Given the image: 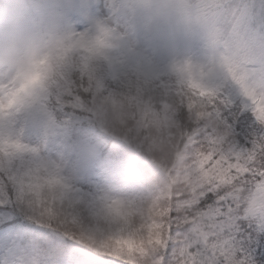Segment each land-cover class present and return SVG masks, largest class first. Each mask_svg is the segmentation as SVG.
<instances>
[{"label":"snow or ice","instance_id":"1","mask_svg":"<svg viewBox=\"0 0 264 264\" xmlns=\"http://www.w3.org/2000/svg\"><path fill=\"white\" fill-rule=\"evenodd\" d=\"M217 8L246 42L214 44L207 68L173 64L176 80L142 59L129 65L104 57L99 66L88 60L70 66L51 89L0 86V264H11L15 249L29 246L62 248L59 264H264V0H222ZM73 19L82 22L75 4ZM95 30L114 31L106 20ZM88 36L84 30L66 34L73 44ZM25 96H36L41 110L64 113L67 120L86 115L96 121L118 101L127 129L161 153L153 161L167 177L163 202H156L161 237L144 256L115 251L137 238L132 227L78 244L47 226L56 201L37 196L34 177L44 166L59 173V166L13 131L12 112ZM145 102L154 107L155 121H165L158 134L137 119Z\"/></svg>","mask_w":264,"mask_h":264},{"label":"rangeland","instance_id":"2","mask_svg":"<svg viewBox=\"0 0 264 264\" xmlns=\"http://www.w3.org/2000/svg\"><path fill=\"white\" fill-rule=\"evenodd\" d=\"M208 1L201 0V5L197 7L190 5L187 0H177L184 5L190 29L166 27L149 33L142 28L129 31L127 24L121 23L122 17L115 15L111 8V4L119 3L121 0H77L75 6L82 22L78 19H70L69 30H84L91 33L95 30L98 20H106L110 26L122 28L125 36L124 46L117 50L116 56L109 57L112 62L123 60L120 58L121 54L128 51L134 61L142 59L156 68L169 62L182 64L185 61L207 68L213 62L214 44L234 39L242 47L247 38L242 31L236 33L237 38L233 36L235 31H238L237 24L232 33L231 30L226 33L221 29L219 15L201 8L202 5H210ZM193 26L196 29H191ZM81 50V47L76 48L77 52ZM77 60L82 61L83 57H78ZM93 63L99 66L104 62L93 61ZM76 65L79 64L73 61L72 66ZM2 99L7 101L6 92ZM11 123L17 136L26 143L38 147L41 157L59 166V173L55 168L50 169L47 166L37 172L33 185L37 195L52 192L58 199L70 203L75 209L74 213L87 218L86 233L91 239L90 243L99 242L113 232L134 228L137 238L121 244L115 251L129 258L146 254L147 243L145 238L141 237V234L147 233L143 227L145 210L136 214L139 212L138 209H132L127 205L129 194L127 190L137 179V174L130 165L124 166L122 175H109L100 169L97 173L99 184L97 189L87 187L88 191L84 190L82 188L84 184L76 181V167L79 165L73 160L74 149L72 146L65 147L64 143L59 142L50 116L40 109V101L36 96L24 97V104L13 110ZM92 167H80V170L87 171ZM116 201H122L128 209L121 213L120 217L115 216L111 211L117 206ZM154 226L153 222L147 225L151 231L155 229ZM13 259L11 264H28L21 258ZM133 263L136 264V261Z\"/></svg>","mask_w":264,"mask_h":264},{"label":"clouds","instance_id":"3","mask_svg":"<svg viewBox=\"0 0 264 264\" xmlns=\"http://www.w3.org/2000/svg\"><path fill=\"white\" fill-rule=\"evenodd\" d=\"M76 2L0 0V86L5 90H33L41 85L51 89L73 61L80 64L84 60L103 61L104 57L116 56L125 44L122 28L109 25L114 31L107 35L94 30L82 43L73 44L66 38ZM111 8L115 15L122 17L121 23H126L129 31L190 29L184 5L177 0H121L111 4ZM77 47L82 50L77 52ZM78 57L83 60L78 61ZM120 58L129 65L134 62L128 51ZM33 61L42 62L34 64ZM109 140L112 147H108ZM119 144V140L106 135L97 125V136L85 135L73 150V160L82 168L95 166L106 174L122 175L125 169L117 151ZM134 151L129 146L127 161L131 162ZM115 210L128 211L125 205H117ZM40 248L44 250L40 264H59L62 248Z\"/></svg>","mask_w":264,"mask_h":264},{"label":"trees","instance_id":"4","mask_svg":"<svg viewBox=\"0 0 264 264\" xmlns=\"http://www.w3.org/2000/svg\"><path fill=\"white\" fill-rule=\"evenodd\" d=\"M187 1L190 5L197 7L202 3L201 0ZM208 2L211 4L202 5L201 8H204V11L212 12V14H218L219 22H221L219 27L226 33L230 30L231 33L232 31L234 32L235 24L229 18L223 16L217 8L222 0H209ZM236 33L235 31L233 36L237 38L238 35ZM246 40L247 38H245V42ZM172 65L169 62L168 64L158 66V69L168 74L169 79L176 80L177 73L172 70ZM122 108L123 106L118 101H113L109 107L102 110L100 117L96 121L86 115L73 116L71 120H67L64 113L53 112L51 109L46 111V113L50 116L59 142L64 143L65 147L72 146L75 149L78 142L85 135L96 137L97 125L106 135L120 141L117 151L123 167L126 164L130 165L137 174V179L133 181L127 190L129 193L127 205L132 209H138L139 212H136V214L145 210L143 227L147 230V233L141 234V237L145 238L147 249L157 244L161 237V229L155 223V219L158 217V204L156 202L157 200H160L161 203L163 202L162 197L167 192V177L162 175L157 165L153 162L154 159L160 158L161 153L150 151L143 141L137 139L132 134L131 129H127L125 120L123 119ZM154 112L155 109L151 103L145 102L144 110L138 112L137 119L143 122L145 128L152 126L158 134L162 130L165 121L163 117L158 122L155 121L153 118ZM129 146L135 150L131 162L126 160L128 158ZM108 147H112L110 140L108 141ZM80 169L79 166L76 167V181L84 184L82 186L84 190L88 191L87 187L97 189V186H99L97 173L100 172V168L93 166L92 169L87 171ZM37 196L49 202L52 200L56 201V210L49 209V218L46 223L53 231L59 233L58 235L61 240L78 244L90 243L91 239L86 233L88 229L87 218L74 213L73 210L75 209L70 203L58 199L52 192L42 193ZM150 222L155 224L153 231L147 227ZM43 255L44 250L39 246L17 247L13 253V257L15 258L13 260L21 258L23 262L28 264H40Z\"/></svg>","mask_w":264,"mask_h":264}]
</instances>
